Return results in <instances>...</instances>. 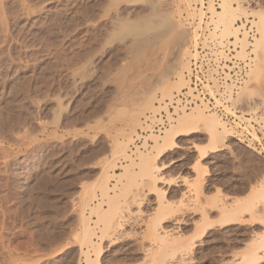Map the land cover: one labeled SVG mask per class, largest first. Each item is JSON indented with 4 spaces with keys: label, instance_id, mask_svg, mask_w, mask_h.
Here are the masks:
<instances>
[{
    "label": "rangeland",
    "instance_id": "rangeland-1",
    "mask_svg": "<svg viewBox=\"0 0 264 264\" xmlns=\"http://www.w3.org/2000/svg\"><path fill=\"white\" fill-rule=\"evenodd\" d=\"M225 1L233 26L216 23ZM257 11L264 17V0H0V264H264ZM163 18L171 25L161 28ZM179 29L183 51L167 49L166 38L139 49L151 35ZM201 31L237 44L241 66L225 94L242 122L257 118V135L240 138L237 125L197 107L190 112L199 110L205 124L224 126L218 149L201 124L154 162V139L184 112L163 133L148 132L142 147L140 130L188 87L190 46ZM181 52L185 85L163 96L162 81L179 82L172 68ZM151 95L129 126L128 115ZM154 164L163 168L156 183L147 176ZM235 200L249 211L224 222L221 208Z\"/></svg>",
    "mask_w": 264,
    "mask_h": 264
},
{
    "label": "built area",
    "instance_id": "built-area-1",
    "mask_svg": "<svg viewBox=\"0 0 264 264\" xmlns=\"http://www.w3.org/2000/svg\"><path fill=\"white\" fill-rule=\"evenodd\" d=\"M242 30L249 34L251 40L256 36L252 24H245ZM208 33L199 32L198 37L191 43L190 65L186 73L188 87L175 95L172 100L163 102L162 110L158 115H149L144 121V126L149 127L150 130H140L139 136L142 139H138L137 142L138 145L142 143L141 147L145 144L144 138L148 132L152 130L158 135L163 133L178 114L189 112L196 107H202L207 112L219 115L234 127L237 125L240 138L252 140L257 135L258 125L255 122L257 118L250 123L242 122V113L229 106L225 94V85L231 82L230 78H237L241 66L240 61L233 54L236 48L234 41L214 40ZM227 110L232 112L228 113Z\"/></svg>",
    "mask_w": 264,
    "mask_h": 264
},
{
    "label": "bare ground",
    "instance_id": "bare-ground-1",
    "mask_svg": "<svg viewBox=\"0 0 264 264\" xmlns=\"http://www.w3.org/2000/svg\"><path fill=\"white\" fill-rule=\"evenodd\" d=\"M252 2L258 3L259 0H252ZM220 9H221L220 11L216 12V17H217L216 23L217 24H223V25H226V24L228 25L230 23L228 26H233V22L235 21V17L233 18V11H232L231 5L225 1L221 5ZM255 16L258 19L257 25L259 26V28L264 29V17L262 16L261 12L257 11ZM159 24L162 25V26L159 25L161 28L162 27L165 28L168 25H171L170 21L166 18L161 19V23H159ZM153 27H155V26H153ZM157 27H158V25H157ZM150 28H152V26ZM152 29H151V31H152ZM179 30L180 31H169L165 35V37L164 36H157V35L153 34L150 36L151 38L147 39V41H144V42L139 44V49L146 48L153 40H155L157 38H159V39L166 38L168 40V42H167L168 44L166 46L167 49L169 46L174 50H175V48L181 50L184 32L181 29H179ZM151 31H149V32H151ZM155 31H156V29L154 28V32ZM248 37H249V34H248ZM262 38L264 39V34H263ZM235 45H237V44H235ZM172 49H171V52L174 51ZM181 51H183V50H181ZM177 60H176V64H174V67L172 69H173V71L177 70L176 71L177 73L175 76H178L179 82L176 86H171L167 81L166 82L162 81L163 84L159 90L163 96L169 97V95L172 94V91L174 89L180 91L181 87H183L185 85V80L182 77L183 70H185V68H186L185 52H181V56H179V59H177ZM178 69H179V71H178ZM167 71L168 70H166L165 72L167 73ZM149 96H150V94H149ZM149 96H143V103L141 105H139L137 107V109H135L132 113H130V115H128L129 126L135 124L136 117H138L137 116L138 113L141 112L144 109V107L148 106L150 104V102L153 100L154 95L153 96L151 95L152 96L151 98H149ZM126 115H127V113H126ZM176 122H177V125L174 127H171V129L166 130L164 135L161 138H155L154 139V145L152 146V150L150 152L151 155H152V153L156 152V155L153 159L154 162L156 160H158L165 153V151L167 149H170L175 145L174 140L177 137L186 136V135H189L191 133H195L199 129L201 124H203L207 128V134H208V138L210 140L211 150H213V151L217 150L219 147L218 143L220 141L224 140V134L226 132L224 126H221V124H219L217 122V120H215V119H212V120H210L209 123L207 122V124H205L204 116L201 112H199V110L195 109L190 113L184 112L183 115H181L180 118ZM206 154H207V151H203L202 157H205ZM143 155L144 154H142V153L139 154L138 158H139L141 164H146L149 162L150 158H148L149 156L147 157V155L146 156H143ZM162 169H163L162 167L158 166L157 164H154L150 174L147 175L148 180H152L154 183H156L158 181L157 176L159 175V173L161 172ZM134 199H135V197H134ZM248 211H249V209L246 208L244 205H242V203L240 201L235 200L231 205H228V203L225 204L223 206V208H221L220 213H221V218L223 217L222 220L224 219V222H232V221H238L239 219H241V217L245 214V212H248ZM123 212H125V211L121 210L122 214H123ZM120 218H124V217L121 216ZM116 228H117V225H115V226L113 225V226L109 227L111 232L114 231ZM105 234H109V233H105Z\"/></svg>",
    "mask_w": 264,
    "mask_h": 264
}]
</instances>
